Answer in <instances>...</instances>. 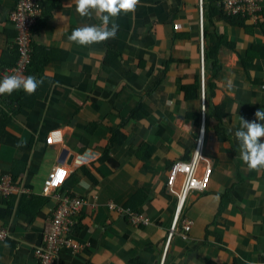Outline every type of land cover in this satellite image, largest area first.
<instances>
[{
  "label": "crops",
  "instance_id": "1",
  "mask_svg": "<svg viewBox=\"0 0 264 264\" xmlns=\"http://www.w3.org/2000/svg\"><path fill=\"white\" fill-rule=\"evenodd\" d=\"M206 2L209 15L219 2ZM199 3L140 0L116 18L114 39L79 46L69 36L99 25L96 14L79 16L75 0H42L21 75L42 83L32 95H0V181L15 185L0 196L2 264H38L35 249L64 197L86 204L68 232L80 249H61L56 264H264V172L248 169L235 137L241 117L264 110V19L209 17L206 61ZM15 7L0 0V81L18 61ZM199 76L209 85L205 153L214 175L207 192L190 195L169 246L179 205L171 166L193 158L203 127ZM55 130L61 137L48 144ZM56 167L68 178L44 195ZM126 210L150 222L134 226ZM185 219L195 222L190 234Z\"/></svg>",
  "mask_w": 264,
  "mask_h": 264
},
{
  "label": "built area",
  "instance_id": "2",
  "mask_svg": "<svg viewBox=\"0 0 264 264\" xmlns=\"http://www.w3.org/2000/svg\"><path fill=\"white\" fill-rule=\"evenodd\" d=\"M219 6L231 18H244L259 24L264 19V0H219ZM200 34H201V49L203 59L205 60V2L200 0ZM43 12L42 0H16V7L11 13V20L15 24L18 36L16 44L19 49V60L15 66L5 71L2 75V80L11 75L21 76L32 61L31 43L33 38V28L37 24ZM1 80V81H2ZM206 80H203V127L197 141V146L193 158L190 161H177L170 170L168 179V189L170 193L178 198V211L175 223L169 237L170 243L179 229V221L183 215V211L187 201L193 193L207 192L211 186L214 175V164L211 159L206 156ZM60 132L55 130L51 132L47 143L52 144L59 141ZM63 173V175H61ZM68 178V171L62 167L53 169L43 184V194L49 195L53 191L63 186ZM15 185L11 184L9 179L0 181V196L11 195L15 191ZM86 204L83 198L79 197H64L60 200L57 208L52 213L49 230L43 238V242L35 249V257L38 264H56L60 250L69 248L74 251L80 249L79 244L73 241L68 236L71 225L75 221V217L80 214L82 207ZM134 226L146 225L150 222L145 216L132 212L125 211ZM195 222L190 219L184 220V232L190 234ZM5 238V232L0 231V239ZM187 238V236H186ZM0 264L1 261H0Z\"/></svg>",
  "mask_w": 264,
  "mask_h": 264
},
{
  "label": "clouds",
  "instance_id": "3",
  "mask_svg": "<svg viewBox=\"0 0 264 264\" xmlns=\"http://www.w3.org/2000/svg\"><path fill=\"white\" fill-rule=\"evenodd\" d=\"M75 2L79 16L91 17L94 12L101 23L75 28L69 40L79 46H91L114 39L119 30V25L115 23L116 18L121 13H134L140 0H75ZM41 83L42 81L34 76L11 75L0 81V95H11L21 89L32 95ZM255 117L256 120L251 122L241 117L240 128L235 131V137L239 143L240 157L248 169L264 172V142L261 140L264 138V124L256 122L264 121V110L256 111ZM82 186L89 187L83 182Z\"/></svg>",
  "mask_w": 264,
  "mask_h": 264
},
{
  "label": "trees",
  "instance_id": "4",
  "mask_svg": "<svg viewBox=\"0 0 264 264\" xmlns=\"http://www.w3.org/2000/svg\"><path fill=\"white\" fill-rule=\"evenodd\" d=\"M219 1V0H218ZM218 3V2H217ZM217 6H216V10L214 11V12H211L209 15H208V11H207V9H208V7H207V2H206V0H205V15H206V25H205V39H206V41H207V39H208V24H207V22H208V19H209V17H214L215 15H220V16H225V18L226 19H228V20H230L231 22H240V21H244V22H246L245 20H247V19H244V18H231V17H228L227 15H225V13L223 12V10L219 7V5L218 4H216ZM39 20H40V18H39ZM39 20H38V22H39ZM38 22H37V24H38ZM36 24V25H37ZM36 25L34 26V28L36 27ZM34 28H33V31H34ZM18 36V35H17ZM17 38V37H16ZM15 41H16V39H15ZM33 41H34V34H33V38H32V43H31V49H32V56H33V53H34V49H33ZM207 46H206V49H205V58H206V61H208L209 60V57H210V52L208 51V44H206ZM16 46H17V44H16ZM218 46L219 47H221L222 46V44H218ZM17 48H18V46H17ZM208 55H209V57H208ZM19 57H20V54H19V49H18V60H19ZM33 59V58H32ZM18 62V61H17ZM216 62V64H218V60H216L215 61ZM31 63H32V61H31ZM31 66V64L29 65V67ZM27 68V72H28V70L30 69V68ZM25 71V72H26ZM24 72V73H25ZM23 74V73H22ZM36 77H38V75H36L35 76V78ZM197 78H199V84L195 87V88H202L203 87V84H202V77L201 76H199V77H197ZM206 85H207V91H206V95L208 96L207 97V99H206V104L208 105V98H209V94H208V84L206 83ZM188 91H190V88L188 89ZM208 107V106H207ZM219 118H220V120H222L223 119V117L221 116V115H219ZM172 167V166H171Z\"/></svg>",
  "mask_w": 264,
  "mask_h": 264
},
{
  "label": "snow or ice",
  "instance_id": "5",
  "mask_svg": "<svg viewBox=\"0 0 264 264\" xmlns=\"http://www.w3.org/2000/svg\"><path fill=\"white\" fill-rule=\"evenodd\" d=\"M61 175H63V173H61Z\"/></svg>",
  "mask_w": 264,
  "mask_h": 264
},
{
  "label": "rangeland",
  "instance_id": "6",
  "mask_svg": "<svg viewBox=\"0 0 264 264\" xmlns=\"http://www.w3.org/2000/svg\"><path fill=\"white\" fill-rule=\"evenodd\" d=\"M200 38H201V35H200Z\"/></svg>",
  "mask_w": 264,
  "mask_h": 264
}]
</instances>
